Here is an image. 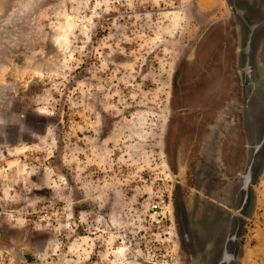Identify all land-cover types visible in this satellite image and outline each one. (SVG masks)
<instances>
[{
  "label": "rangeland",
  "instance_id": "1",
  "mask_svg": "<svg viewBox=\"0 0 264 264\" xmlns=\"http://www.w3.org/2000/svg\"><path fill=\"white\" fill-rule=\"evenodd\" d=\"M234 26L229 0H0V264H191L177 194L245 161ZM253 192L239 264H264V161Z\"/></svg>",
  "mask_w": 264,
  "mask_h": 264
},
{
  "label": "water",
  "instance_id": "2",
  "mask_svg": "<svg viewBox=\"0 0 264 264\" xmlns=\"http://www.w3.org/2000/svg\"><path fill=\"white\" fill-rule=\"evenodd\" d=\"M229 1L234 13V29L237 35L233 74L239 78L243 100L239 113L243 123L245 161L236 180L226 183V197L207 198L209 190L208 186H205V195L195 193L190 207L185 206L179 198V225L183 241L191 253V264H239V237L254 207V192L250 184L259 175L264 161V133L256 144H252L246 128L249 99L255 95L261 104H264V17L260 16L263 13L264 0H241L244 2L243 6L236 0ZM245 13L258 14L260 18L252 22L245 17ZM229 111L224 115L228 116ZM223 130L222 126L214 127L213 132L203 138L201 159L196 162L199 170L195 173L196 178L201 171L207 170L210 164L215 165L219 161L218 137L222 136ZM237 192L240 193V198L236 196ZM212 193L214 192L209 194Z\"/></svg>",
  "mask_w": 264,
  "mask_h": 264
},
{
  "label": "flooded vegetation",
  "instance_id": "3",
  "mask_svg": "<svg viewBox=\"0 0 264 264\" xmlns=\"http://www.w3.org/2000/svg\"><path fill=\"white\" fill-rule=\"evenodd\" d=\"M236 2L240 6H243V4H244V2L241 1V0H236ZM262 9H263V13L260 14V16L264 17V2L262 4ZM245 15H246L245 17L249 18L250 20H252V22H254V19L255 20H259V18H260V17H258L259 16L258 14L245 13ZM246 121H247V129H248V132H249L248 134H249V136L251 138L252 144H256L257 140H259L261 138V136L263 135V133H264V104H261V102L259 101V99L256 98L255 95H253L249 99V103H248V107H247V113H246ZM208 173H210V175L209 174L208 175L210 177L211 186L213 188L214 187H218V190L215 192L214 189L209 187V191H208V194H207L206 197L207 198H214V199L221 198V197L222 198L226 197L225 196L226 193H224V191L226 190L225 188H227V185L220 186V184H219L220 182L218 183V181H216L217 179L213 178L212 172L210 171ZM206 174L207 173H205V172H200L198 178H196L197 177L196 175L194 176L193 186L196 188V190L202 188V185H201L202 183L201 182H202L203 179H205L207 177ZM255 179L250 184V187H251L252 191H253V184H254ZM211 192H214V193L209 194ZM236 196L238 198H240V193L237 192ZM179 198L182 199V202H184L185 206H187V205L185 204L183 196L180 193H178L177 197H176V199H177L176 207H177L178 223H181L180 222L181 217H180V214H179V211H178V200H179ZM201 201H203V200H201ZM179 228H180V225H179ZM191 228L193 229L192 226H191ZM180 233H181V229H180ZM195 233H196V230L194 231V234ZM198 234L199 233H197L196 236H198ZM181 237H182V233H181ZM182 240H183V237H182ZM183 243H184L185 247L188 249V251L190 252L189 247L185 244L184 241H183Z\"/></svg>",
  "mask_w": 264,
  "mask_h": 264
},
{
  "label": "built area",
  "instance_id": "4",
  "mask_svg": "<svg viewBox=\"0 0 264 264\" xmlns=\"http://www.w3.org/2000/svg\"><path fill=\"white\" fill-rule=\"evenodd\" d=\"M158 205H155V208L157 207ZM159 222V221H158Z\"/></svg>",
  "mask_w": 264,
  "mask_h": 264
}]
</instances>
